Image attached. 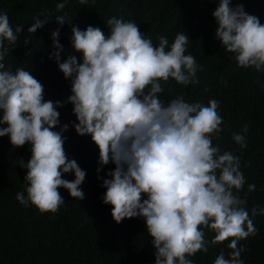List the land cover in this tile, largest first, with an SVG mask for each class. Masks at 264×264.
I'll list each match as a JSON object with an SVG mask.
<instances>
[{"label": "clouds", "instance_id": "1", "mask_svg": "<svg viewBox=\"0 0 264 264\" xmlns=\"http://www.w3.org/2000/svg\"><path fill=\"white\" fill-rule=\"evenodd\" d=\"M86 3L87 0H80ZM58 3L57 12L65 8ZM231 0H219L212 13L218 27L216 38L227 53L235 56L242 68L264 69V24L244 10L242 4L230 6ZM66 13L56 17L66 24ZM47 22L36 18L28 28L34 34ZM106 26L107 37L98 27L86 30L72 27L71 46L82 53L80 63L75 55L62 61L60 29L51 33L49 59L58 66L65 80H71V95L65 101L45 100L44 86L23 67L14 72L3 63L17 43L20 26L13 30L8 15L0 13V137L8 136L15 148L30 145L31 158L19 166L27 170L25 192L16 199L41 213H55L64 204L58 189L68 191L73 199L83 200L81 185L86 172L65 152L58 108L73 106L78 136H90L99 149L97 168L109 163L114 170L102 181L106 189L102 201L112 208V218L119 224L125 219L140 218L155 249V264H192L188 256L207 252L231 238L229 257L221 252L214 264H244L238 247L240 240L255 235L246 199L235 195L245 184L239 157L213 146L212 135L223 123L217 109L219 102H185L178 96L164 103L161 81L170 78L177 84L194 82L198 66L192 55H185L189 37L178 33L169 49L167 38L158 46L146 38L135 22L112 17ZM7 42L8 47L5 46ZM30 41L25 40V44ZM233 134L241 148L247 147L245 134ZM74 174V180L62 177ZM250 184L248 191H254ZM252 209V215H257ZM215 233L211 241L202 229ZM246 228V230H245Z\"/></svg>", "mask_w": 264, "mask_h": 264}, {"label": "trees", "instance_id": "2", "mask_svg": "<svg viewBox=\"0 0 264 264\" xmlns=\"http://www.w3.org/2000/svg\"><path fill=\"white\" fill-rule=\"evenodd\" d=\"M61 2L64 0H0V13L8 15L13 30L17 26L23 29L3 61L6 68L14 72L23 67L43 84L45 100L65 101L71 95V80H65L56 63L48 58L53 50L51 33L57 28L64 49L62 61L75 55L80 63L82 53L71 46L74 26L82 31L88 26L98 27L107 37V21L123 18L135 22L155 46L160 37L167 38L169 49L175 36L185 33L189 37L185 55H192L198 66L194 82L180 85L171 78L161 81L164 93L158 98L168 103L182 95L185 102L204 106L212 99L219 102L217 111L223 123L221 131L212 135V144L220 147L221 154L232 152L239 157L245 184L233 192L246 199L249 218L257 229L255 235L238 242V247L245 249L240 258L244 264H264V69L239 67L234 54L227 53L216 38L218 25L212 13L219 0H87L83 4L66 0L65 8L57 12ZM240 4L264 24V0H231L230 6ZM65 13L66 24L60 26L55 19ZM36 18L47 23L31 34L28 28ZM57 111L60 125L54 131L68 125L63 133L65 152L86 172L81 185L84 199H73L60 188L64 204L55 213H41L34 206L19 203L16 194L25 192L27 186V170L19 166V161L30 160L31 146L15 148L8 136L0 137V264H155V249L144 220L125 219L117 224L111 206L102 201L106 191L102 181L109 178L106 174L115 166L109 163L103 167L98 179L99 149L90 136L76 134L73 125L77 120L71 104ZM245 124L249 126L245 134L247 147L241 148L232 137L241 133ZM62 178L72 181L75 177L67 173ZM250 184L256 186L254 191H248ZM254 207L258 213L255 216ZM202 230L206 240L214 238L213 231ZM229 243L231 238L216 245L209 243L207 252H197L187 259L192 264H214L221 252L229 257Z\"/></svg>", "mask_w": 264, "mask_h": 264}]
</instances>
